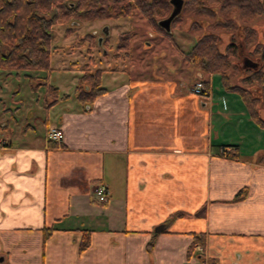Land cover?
Here are the masks:
<instances>
[{
	"label": "crops",
	"instance_id": "obj_1",
	"mask_svg": "<svg viewBox=\"0 0 264 264\" xmlns=\"http://www.w3.org/2000/svg\"><path fill=\"white\" fill-rule=\"evenodd\" d=\"M186 58L191 82L112 69L105 84L104 71L107 90L90 106L74 73L57 86L70 96L48 107L42 140L0 136V264H264V127L219 73ZM200 78L207 96L194 92ZM51 127L64 134L56 147ZM195 234L205 247L189 255Z\"/></svg>",
	"mask_w": 264,
	"mask_h": 264
},
{
	"label": "trees",
	"instance_id": "obj_2",
	"mask_svg": "<svg viewBox=\"0 0 264 264\" xmlns=\"http://www.w3.org/2000/svg\"><path fill=\"white\" fill-rule=\"evenodd\" d=\"M139 10L158 31L166 36H173L162 28L158 21L167 17L171 11V3L167 0H0V69L13 71H26L33 79H40L37 85L48 86L49 107L60 98H67L68 93H60V89L49 83V74L52 71L53 31L57 24L78 22L81 18L89 20L115 19L130 17ZM184 13L199 15L206 18H216L214 26L221 30L234 31L240 28L238 20L250 23L264 18V0H185L183 13L178 15L173 23V29L183 27ZM218 13L224 15L220 18ZM236 16H235V15ZM203 25L194 22L193 29H200ZM244 39L247 44L254 45L255 51L262 55L264 62V44L257 41L258 32L254 26L246 24L243 27ZM71 27L68 29L70 30ZM132 31L121 32L118 37V50H127L131 47ZM89 42L88 53L94 46V35L78 36L73 46H83ZM98 44V42H97ZM100 45V44H99ZM239 46L234 41L224 43L222 35L216 32H205L197 38L192 48L187 51L188 57L200 72L219 73L227 90L238 92L250 112L252 119L264 127V70L249 68L241 70L238 80L233 82V76L238 74L239 65L234 62ZM95 59L93 55L90 61ZM75 87L76 98L85 106H90L98 96L107 89L103 86L102 76L106 70L103 67L91 68L86 64ZM42 72L37 77L32 72ZM205 83L203 96L210 91V81L202 79ZM1 126V124H0ZM50 145L57 146L53 140ZM233 146V147H232ZM232 147L227 153L226 149ZM222 155L227 158H238L234 145L222 146ZM264 161V152L262 158ZM242 192L236 197L239 198ZM180 216V214H176ZM198 215H203L200 211ZM175 216V215H174ZM53 229H46V236ZM88 234L81 244V251L90 245ZM205 247L203 234H195L193 244L189 248L192 255L196 246ZM213 264V263H212Z\"/></svg>",
	"mask_w": 264,
	"mask_h": 264
},
{
	"label": "rangeland",
	"instance_id": "obj_3",
	"mask_svg": "<svg viewBox=\"0 0 264 264\" xmlns=\"http://www.w3.org/2000/svg\"><path fill=\"white\" fill-rule=\"evenodd\" d=\"M218 16L223 18L220 13ZM182 18L183 27L174 29L171 37L162 33L157 34L154 25L139 10L130 17L102 20L81 18L78 22L57 24L53 31L51 57L53 69L49 74V83L56 86L71 85L73 74L84 70L86 64H90L89 66L94 69L99 67L106 69L105 84L112 82L114 73L117 75L121 73L120 77L128 75L144 77L152 73L175 74L178 78L191 82L195 78V71L186 58L187 51L192 48L198 37L209 31L222 35L224 43L234 41L239 44L242 41L241 45L246 56L254 61H260L255 46L244 41L242 31L246 24L254 26L258 32L257 41L263 44L264 18L250 23L238 20L240 28L234 31L217 29L214 26L217 17L213 19L184 13ZM194 22L203 26L199 30L193 29ZM70 27L71 29L68 30ZM125 31L133 33L131 47L127 50H118L119 34ZM86 34H93L94 42L96 41L91 53L87 51L89 42L81 47L72 45L79 35ZM91 55L95 59L90 61ZM234 62L239 65L237 76L242 70V58L238 55L234 58ZM261 68L264 70V62ZM112 69L114 73L108 71ZM32 73L37 77L42 72ZM28 74L26 71L10 73L8 70L0 69V123L2 125L5 123V127L0 130V136L7 133L12 139L20 141L30 139L32 135L36 140L44 138V121L49 110L46 103L48 86L43 84L39 88H33L42 80L36 78L31 81ZM233 82H236L235 76ZM216 88H219L218 85ZM28 124L33 128L25 134Z\"/></svg>",
	"mask_w": 264,
	"mask_h": 264
},
{
	"label": "built area",
	"instance_id": "obj_4",
	"mask_svg": "<svg viewBox=\"0 0 264 264\" xmlns=\"http://www.w3.org/2000/svg\"><path fill=\"white\" fill-rule=\"evenodd\" d=\"M204 88H205V83L203 80H199L195 87H194V92L197 93V94H200L202 95L203 94V91H204ZM47 137L50 139V140H53V141H56V142H62L63 140V137H64V134L62 132V130L59 128V127H51L50 130L48 131L47 133ZM232 150V147H228L226 149V152L229 153L230 151ZM98 193H99V198L100 200H105L106 199V195H107V188L103 185L101 186V188H98Z\"/></svg>",
	"mask_w": 264,
	"mask_h": 264
},
{
	"label": "water",
	"instance_id": "obj_5",
	"mask_svg": "<svg viewBox=\"0 0 264 264\" xmlns=\"http://www.w3.org/2000/svg\"><path fill=\"white\" fill-rule=\"evenodd\" d=\"M172 3H174V8L171 11L170 15L168 17H165L163 19H161L159 21V24L166 28L168 31L171 30V23L174 20V18H176L181 12H182V7H183V1L182 0H171ZM106 33H108V31H106ZM245 67H252V68H258L259 67V63L252 60L251 58H246ZM161 227L156 228V231H160Z\"/></svg>",
	"mask_w": 264,
	"mask_h": 264
},
{
	"label": "flooded vegetation",
	"instance_id": "obj_6",
	"mask_svg": "<svg viewBox=\"0 0 264 264\" xmlns=\"http://www.w3.org/2000/svg\"><path fill=\"white\" fill-rule=\"evenodd\" d=\"M167 1H169L170 3H171V11L173 10V8H174V3H172V1L171 0H167ZM183 1V7H182V12L181 13H183V9H184V6H185V0H182ZM223 2L225 1V2H227V1H229V0H222ZM171 11H170V13H171ZM180 13V14H181ZM179 14V15H180ZM170 15V14H169ZM168 15V16H169ZM235 15V14H234ZM167 16V17H168ZM236 16V15H235ZM221 17H225L224 15H222ZM147 18V17H146ZM163 19V18H162ZM175 19V18H174ZM150 21V20H149ZM160 21V20H159ZM159 21H158V23H159ZM174 21V20H173ZM173 21H172V23H173ZM151 23V22H150ZM172 23H171V30L170 31H168L166 28H164V27H162L160 24V26L162 27V28H164L168 33H170V32H172L173 33V27H172ZM154 28H155V31H156V33L157 34H159L160 32L158 31V30H156L157 28L154 26ZM167 37H171V36H167ZM244 41H245V39H244ZM236 43V42H235ZM238 44V43H237ZM242 41L238 44V46H239V51H238V55L240 56V58H242V62H241V64H242V69L243 70H247V69H249V68H252V67H245L244 66V64H245V61H246V58H248L247 56H246V54L244 53V51H243V48H242ZM264 44V43H263ZM237 55V56H238ZM256 55H258V56H260L259 58H260V61H256V62H258L259 63V67L261 66V64H262V62H263V57H262V55H260L259 53H256ZM258 67V68H259Z\"/></svg>",
	"mask_w": 264,
	"mask_h": 264
}]
</instances>
